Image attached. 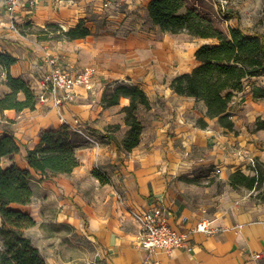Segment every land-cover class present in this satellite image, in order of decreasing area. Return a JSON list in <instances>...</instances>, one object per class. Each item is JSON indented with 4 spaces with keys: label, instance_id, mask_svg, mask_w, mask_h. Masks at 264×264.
Wrapping results in <instances>:
<instances>
[{
    "label": "crops",
    "instance_id": "0c3cea01",
    "mask_svg": "<svg viewBox=\"0 0 264 264\" xmlns=\"http://www.w3.org/2000/svg\"><path fill=\"white\" fill-rule=\"evenodd\" d=\"M102 1L34 0L33 8L21 7L12 15L0 4V53L17 58L9 70L11 76L26 81L38 99L34 111H0V137L11 135L19 146L17 154L4 159L6 166L15 164L38 175L27 165L26 150L37 144L42 131L62 126L68 128L80 162L70 175L59 174L40 185L43 199L63 191L75 195L83 204L78 214L69 217L70 210H61L34 217L36 224L26 235L46 264H77L43 252L36 232L43 238L48 228L77 233L93 243L91 264H144L148 253L139 244L142 230L133 213L158 208L174 231L193 229L205 220L212 233L193 234L190 252L156 251L146 264L154 260L161 264H264L263 188H232L227 183L236 170L252 175L247 156H237L235 148L264 162V131L253 130L257 117L248 130L241 123L242 111L232 110L235 132H229L205 117L202 103L171 90L175 76L197 65L194 51L209 44L208 39L191 37L200 42L190 48L177 35L161 32L148 17L149 0H125L107 9ZM188 1L189 7L199 6L197 0ZM79 22L89 34L75 40L38 41L24 32L25 27L48 24L67 30ZM46 49L60 56L65 69L94 67L97 71L89 88L76 89L73 100H63L58 107L41 86ZM5 81L0 66V97L10 92ZM118 84L138 87L149 101L148 109L138 106L136 116L143 129L139 145L130 152L120 148L129 129L124 122L129 99L120 96L111 106L102 101L103 94L112 93ZM18 97L22 99L21 94ZM242 98L252 101L249 87ZM75 118L82 133L76 130ZM199 118L206 121V128L197 125ZM116 158L122 163L108 176L123 202L117 201L115 193L90 197L83 179L97 166L109 172L108 165L116 164ZM210 164L213 170H207Z\"/></svg>",
    "mask_w": 264,
    "mask_h": 264
},
{
    "label": "trees",
    "instance_id": "16d2710c",
    "mask_svg": "<svg viewBox=\"0 0 264 264\" xmlns=\"http://www.w3.org/2000/svg\"><path fill=\"white\" fill-rule=\"evenodd\" d=\"M146 9L151 23L163 33H185L193 38L216 40V43L202 44L196 48L194 59L197 65L189 72L175 76L170 88L178 96L202 103L206 118L216 120L217 125L226 131L235 132L229 106L232 98L249 87L252 100L264 102V87L250 83L253 78L264 77V32L246 31L236 25L224 33L214 20L201 14L195 7L187 6L186 0H149ZM261 13L264 23V0ZM227 18H232V15ZM48 26L54 29L50 33L52 36L41 30L38 41L75 40L89 34L80 22L67 30L55 24ZM16 62L17 58L9 53H0V66L10 89L9 93L0 97V111H34L38 103L34 91L22 78L10 74V67ZM19 94L22 99H19ZM120 96L130 101L124 108V122L129 129L120 148L130 152L139 145L143 129L136 116L138 106L148 109L149 101L141 89L124 84L115 86L110 94L105 92L102 101L107 106L116 105ZM197 125L207 127L202 118L197 119ZM253 130L264 131L263 118L255 119ZM18 152L19 146L11 135L0 137V264H46L38 248L26 235V231L35 226V220L12 207L29 205L33 197L29 170L15 164L2 165L3 159ZM25 159L31 170L44 177L70 175L80 166L76 146L70 140L66 126L42 131L37 144L26 150ZM254 169L253 175H246L240 170L230 173L228 185L249 190L263 188L261 196L264 197V162L256 158ZM93 176L102 180L97 171H93Z\"/></svg>",
    "mask_w": 264,
    "mask_h": 264
},
{
    "label": "rangeland",
    "instance_id": "374dc122",
    "mask_svg": "<svg viewBox=\"0 0 264 264\" xmlns=\"http://www.w3.org/2000/svg\"><path fill=\"white\" fill-rule=\"evenodd\" d=\"M262 1L263 0H197L198 7H195L201 14L214 20L216 26L224 33L227 32L231 26L239 25L246 31L251 32H264V23L262 22ZM186 3H189L186 0ZM194 7V6H193ZM228 15H232V18H227ZM47 31L48 36L54 31L53 28L45 25L44 27L33 28L29 26L25 27L24 32L26 34H33L36 40L41 36L40 31ZM181 42L187 44L188 47H193L200 41L195 40L185 33L178 34L176 36ZM209 44L216 43L215 39H208L206 41ZM250 83H254L264 87V77L255 78L250 80ZM233 111H242L240 117L242 125L249 130V123L256 117L264 116V102L260 101H246L240 104L238 107L232 109ZM234 115V113H233ZM258 150H261L258 149ZM122 163L120 159L116 158V164H109V172H104L101 166L92 168L86 178L83 179L82 184L86 186L85 193L90 197L98 198L99 196L111 195L117 192L111 178L108 175L113 174L114 169L119 167ZM2 165L6 166L7 161L3 159ZM214 165L210 164L207 170H213ZM248 166L246 167V169ZM206 170V171H207ZM93 171H97L102 180L96 179L93 176ZM51 177H42L40 175L31 174L30 187L33 192L32 201L26 206H12L13 208L29 214L32 218L43 217L45 214H49L52 211L70 210L69 217H73V214H78L79 207L83 206L78 200H75V195L71 193L62 192L56 197L48 196L42 198L45 193L41 191V182L49 180ZM239 190V189H237ZM84 200V199H83ZM85 201V200H84ZM37 228H34L36 232ZM47 236L41 237L42 234L36 232V236L42 241V250L47 251L52 257H59L63 260H74L77 264H91L94 255V244H90L83 237H80L77 233L63 232L58 229L48 228L44 232ZM68 235V236H66ZM45 253V252H44Z\"/></svg>",
    "mask_w": 264,
    "mask_h": 264
},
{
    "label": "built area",
    "instance_id": "2783aa9c",
    "mask_svg": "<svg viewBox=\"0 0 264 264\" xmlns=\"http://www.w3.org/2000/svg\"><path fill=\"white\" fill-rule=\"evenodd\" d=\"M125 0H103V8H110L117 5L119 2ZM3 9L12 15L21 7L33 8L34 0H0ZM11 29L17 30L15 22L11 23ZM43 59L45 64V74L42 77L41 86L49 92L52 103L55 107L62 104L63 100H73L74 91L79 88H89L96 77L97 71L94 67H85L77 71L65 69L61 64L60 56L53 53L51 50L46 49L43 52ZM242 93H237L229 103L231 109L238 107L242 104ZM77 132L82 133L80 130L79 120L75 118ZM94 145H98L97 141L88 138ZM237 156L247 157V162L252 172L255 174V158L248 156L246 151L242 148H235L233 151ZM115 197L120 203L123 202V196L120 192H115ZM133 216L139 222L142 233L140 238V246L148 253L147 259L144 264L149 262L150 257L156 251H170L173 249H185L190 252L192 246L190 243L191 236L195 233L211 234L212 229L209 223L205 220L199 222L193 229L184 231H174L168 222V219L162 214L158 208L151 209L147 212H134ZM258 258V256H256ZM152 264H161L159 261L154 260Z\"/></svg>",
    "mask_w": 264,
    "mask_h": 264
}]
</instances>
